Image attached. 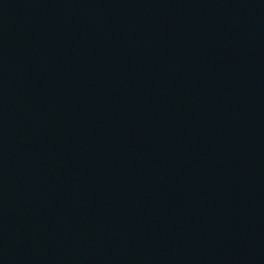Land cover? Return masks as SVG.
Returning a JSON list of instances; mask_svg holds the SVG:
<instances>
[{
	"label": "water",
	"instance_id": "water-1",
	"mask_svg": "<svg viewBox=\"0 0 264 264\" xmlns=\"http://www.w3.org/2000/svg\"><path fill=\"white\" fill-rule=\"evenodd\" d=\"M0 264H264V0H0Z\"/></svg>",
	"mask_w": 264,
	"mask_h": 264
}]
</instances>
